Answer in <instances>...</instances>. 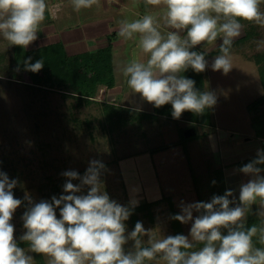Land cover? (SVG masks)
Here are the masks:
<instances>
[{
  "label": "rangeland",
  "instance_id": "374dc122",
  "mask_svg": "<svg viewBox=\"0 0 264 264\" xmlns=\"http://www.w3.org/2000/svg\"><path fill=\"white\" fill-rule=\"evenodd\" d=\"M70 7L69 16L77 14L70 23L74 26L84 23V40L90 39L89 50L104 46V40L109 37L113 39L116 88L119 91L101 85L96 101L86 104L63 89L33 86L19 55L26 49L37 48L41 42L40 34L46 33V28L40 25L38 39L28 48L11 46L0 36V171L7 173L10 179L18 180L13 190L16 198H24L27 193L35 202L51 201L53 196L64 194L66 178L63 172L75 170L83 176L90 161H102L106 168L101 180L110 199L124 206H129L131 200L140 204L162 199L147 212H138V221L145 229H153L156 238L174 236L175 220L171 216L180 213L181 202H208L221 190L216 169H222V149L228 146L240 156L253 154L245 151L248 145L243 133L250 129L252 120L254 126L257 117H263L261 112L250 109V104L252 99L264 94V88L257 63L246 57L264 54V48L257 50L258 42L264 40V27L241 21L244 23L242 34L249 30L253 38L240 46L243 52L233 50L234 53L230 54L233 68L227 75L211 69L214 57L219 54L206 56L209 57V67L200 73L197 82L201 84L203 77L205 91H213L217 96L216 105L210 109L214 134L210 135L209 126L197 124L196 132L188 136L185 132L190 125L184 126L183 117L177 120L172 115L159 114L140 116L139 119L135 112L126 110L127 121L125 118L122 121L124 115L118 117L114 114L117 110L114 113L102 111L99 104L113 103L152 112L156 109L132 93L122 71L132 59L146 61L148 57L138 47V38L125 40L118 32L122 20L154 15L160 31L166 34L171 29L161 18L162 6L146 5V0H98L91 8L79 12L73 9L71 1ZM260 7L264 11V0ZM61 9L59 13L51 10L49 15L63 14L62 6ZM52 35L55 39L60 38L57 31ZM212 44L200 48L206 52L215 46ZM57 50L59 54V48ZM18 64L20 71H16ZM111 119L116 128L110 132L106 124ZM223 127L233 134L229 133L228 140L220 137V130H226ZM73 183L79 184L80 181L74 180ZM56 184L58 188H55ZM86 192L87 188L84 189ZM26 207L27 201L17 209L12 220L16 240L26 231L21 218ZM57 216L59 218V209ZM125 224L126 232L135 227L131 216ZM180 224L183 235L187 236L191 223ZM142 239L146 241L147 236ZM132 243L129 241L125 245L126 251L131 250ZM199 247L202 245L197 244L196 248ZM28 254L37 264L34 253ZM43 258L47 264V258ZM146 264L164 262L157 259Z\"/></svg>",
  "mask_w": 264,
  "mask_h": 264
},
{
  "label": "clouds",
  "instance_id": "9594fccd",
  "mask_svg": "<svg viewBox=\"0 0 264 264\" xmlns=\"http://www.w3.org/2000/svg\"><path fill=\"white\" fill-rule=\"evenodd\" d=\"M261 2L146 0V5L162 6L161 18L171 31L162 33L154 15L120 22L119 36L138 38V47L148 57L146 61L134 58L123 67L127 86L155 108L170 104L173 119H180L186 111L204 114L216 105L217 96L213 91H199L194 80L182 75L188 69L202 73L209 67L206 53L193 49L219 38L220 54L214 57L211 69L227 75L233 68L231 47L244 28L241 21L264 27ZM71 3L79 12L98 0ZM47 7L46 0H0V36L11 46L28 48L38 39ZM261 48L264 40L257 44V50ZM31 60H24V71L38 73L43 69V59ZM20 70L18 64L16 71ZM260 165H264V150H258L255 159L238 169L251 177L240 184L238 203L230 189L213 195L208 202H181L180 213L171 219L191 223L189 234L163 238H156L153 229H145L141 221L126 232L125 221L138 201L124 206L110 199L101 180L106 168L102 161H90L83 176L75 170L63 172L64 194L53 196L51 201L35 202L27 193L23 200L16 198L13 190L18 180L0 171V264H34L28 253L46 257L47 264H146L157 259L164 264H264V247L253 244V237L258 236L264 245V222L259 227L246 226L252 205L258 204L256 215L264 217V168ZM74 180L80 183L74 184ZM25 201L21 218L26 231L20 241L28 245L27 249L18 245L12 223ZM145 236L146 241L142 239ZM129 241L132 248L126 251ZM197 244L202 247L196 248Z\"/></svg>",
  "mask_w": 264,
  "mask_h": 264
},
{
  "label": "trees",
  "instance_id": "16d2710c",
  "mask_svg": "<svg viewBox=\"0 0 264 264\" xmlns=\"http://www.w3.org/2000/svg\"><path fill=\"white\" fill-rule=\"evenodd\" d=\"M251 38V33L249 30H246V34L238 39H235L230 52L233 50L243 52L242 49H239L244 43H247L248 40ZM64 49H62V47ZM220 46V45H219ZM219 46L212 52L206 51V56L220 54ZM59 48V54L58 49ZM60 48L63 50L61 51ZM20 59L24 62L28 57H31V63H35L37 60L43 59L44 67L38 73L28 72L33 82V86H46L49 88H60L67 92V94L75 95L78 100L83 103H91L92 100L96 101V96L98 89L101 85H105L107 88H112L115 86V73H114V64H113V39L111 37L108 38L107 45L100 47L95 51H86L75 55H68L65 50V45L62 41L38 46L37 48L33 49H26L24 54H20ZM252 61H255L258 65V69L261 76V82L264 88V54H256V55H249L246 57ZM23 65V64H21ZM184 75L187 78H190L195 81V87L199 91H205L204 88V81L202 77L201 84L197 82L200 73H196L191 69H188L184 72ZM202 76V75H201ZM198 83V84H197ZM99 102V101H98ZM103 110L112 111L113 113L117 110L116 114L118 117L121 114V117L124 115L126 110L135 112L137 114L136 118L140 119L142 117H151V116H158L159 114H167L171 115L172 109L171 105H165L161 108H156V112H147L133 108L123 107L122 105H115L113 103H105L99 102ZM119 108V110L117 109ZM250 109L254 111H260L263 115L262 118L257 119L254 122L255 130L258 136L264 137V94L258 97L250 104ZM122 110V111H120ZM108 117L110 118L111 115L109 114ZM183 118H187L193 121L192 126L195 127L197 124H211V116H210V109L205 110L204 114L202 115H195L191 112H184L182 114ZM107 118V117H106ZM125 115L122 119L124 120ZM112 120H108L109 123L106 124L108 131H113L116 128V125L112 123ZM127 121V118H125ZM107 121V122H108ZM175 144V143H174ZM254 158H250L239 163L240 167L249 163ZM260 167H264V165H260ZM218 172L217 183L218 186H221V190L218 191V195H223L226 189V182H225V174L223 169L218 168L216 169ZM58 188L59 185H55V188ZM23 200V198H21ZM160 200L154 201H144L140 204H137L133 210L131 219L134 222V225L139 219L138 212H147V210L153 205L160 203ZM26 204V201L24 202ZM262 220L260 218H253L249 219L246 222V226L250 227L252 225L261 226ZM175 225V235L183 234L181 224L179 221L174 222ZM224 234H227L226 231ZM17 243L20 247L25 248L28 245L22 241L17 240ZM253 244L254 247H264L260 244L258 236L253 237ZM37 264H46L44 261L43 256L35 254Z\"/></svg>",
  "mask_w": 264,
  "mask_h": 264
},
{
  "label": "crops",
  "instance_id": "0c3cea01",
  "mask_svg": "<svg viewBox=\"0 0 264 264\" xmlns=\"http://www.w3.org/2000/svg\"><path fill=\"white\" fill-rule=\"evenodd\" d=\"M70 1L71 0H56V1L55 0L54 1L46 0V3H47L48 7H47V11L45 13V20L41 24V25L44 26L43 28H46V31H45L46 33L43 34V33L40 32L41 34H40L39 38H40L41 42H40V44H38V46L48 45V44H52V43H56V42L62 41L64 43L65 47H66V52H67L68 55H75V54H79V53L86 52V51H95V49L94 50H89L88 43H89L90 39H88L87 41L84 40V39H86V32L84 30L85 27L83 26L84 23L81 26H74V24L70 23L71 20L74 21L76 19V15H77V14H74V15L71 14V16H69L70 15L69 14V9L72 11V9L70 7ZM59 3H61V4H59ZM49 5L51 6L50 9H49ZM60 5L64 9V11H62L63 14L61 13L59 15L56 14L55 16H50L49 12L51 10H55V12L57 11L58 13L61 12L62 9H61ZM53 31H57V33H59L60 38L59 37H58V39L57 38L56 39L53 38V36H54V35H52ZM45 35H46V37H44ZM244 35L245 34H242L240 37H242ZM240 37H238V38H240ZM238 38H236V39H238ZM104 42H105V45H107L108 38H107V40L105 39ZM220 43H221V41L218 40L217 42L214 43L215 46H213L212 49L207 50V51L208 52L214 51L220 45ZM206 44L207 43H205V44H203L201 46H198L199 48L197 47L194 50L201 51L202 48H200V47H204L205 48ZM214 44H212V45H214ZM100 47H103V46H100ZM100 47H98L97 49H99ZM113 49H114V43H113ZM231 53H234V52L232 51V52H230V54ZM207 58H209V57H207ZM113 64H114V55H113ZM114 73H115V67H114ZM115 80H116V74H115ZM116 83H115V86L112 87V88H114V90L118 89V88H116V85H117ZM117 91H119V89ZM119 93L120 92H118L116 94L115 98L118 97L117 95H119ZM261 95L262 94H260L259 96L255 97L254 99H252L251 103L254 100H256L258 97H260ZM130 108H132V107H130ZM133 109H136V108H133ZM138 110H142V109H138ZM142 111H146V110H142ZM147 112H152V111H147ZM153 112H156V111L154 110ZM258 112H260V111H258ZM257 119H258V117H257ZM184 120L186 121V124H184V126H186V125L189 126L190 125V127H193L192 124H190V123H193V121H191V120H189L187 118H184ZM253 121L254 120H252L250 122L251 123L250 129L243 133L244 140L247 142V145H248V147L245 149V151L248 152V153L252 152L253 154H250L248 156H244V155L240 156V155H238L239 153H235V152L233 153L232 148H229L228 146H226L225 148L222 149L221 161H223L222 162V169H223L224 174H225L226 189L227 190L230 189V190L234 191V196L237 199V203H238L239 186H240V184L241 183H246L251 178L250 176H246L243 173H240L238 171V169L240 168L239 163L241 161L256 157L258 150H264V137H261V136L257 135L256 130H255L254 126H253ZM199 125H204V126H207V127L209 126L210 129H211V134L210 135L214 134V128L215 127H214L213 121L211 122V124H202L201 123ZM216 126H217V128H219L218 125H216ZM217 128L215 129L216 131H217ZM223 128L226 129V130H223V129H222V131L220 130V132L222 134V136H220V137L223 140H228L230 138L229 133H230L231 130L228 129V128H225V127H223ZM230 134H232V133H230ZM249 145H251V146H249ZM261 168H264V167H261ZM261 174L264 175V172H262ZM234 206L235 205H230V207H234ZM258 210H259V205L258 204L252 205V207H251V209H250V211H249V213L247 215L246 222L249 219H253V218H260L262 220V222H264V217H258L256 215Z\"/></svg>",
  "mask_w": 264,
  "mask_h": 264
},
{
  "label": "water",
  "instance_id": "95a60500",
  "mask_svg": "<svg viewBox=\"0 0 264 264\" xmlns=\"http://www.w3.org/2000/svg\"><path fill=\"white\" fill-rule=\"evenodd\" d=\"M196 132V128L195 127H189L188 129H186V135H192Z\"/></svg>",
  "mask_w": 264,
  "mask_h": 264
}]
</instances>
